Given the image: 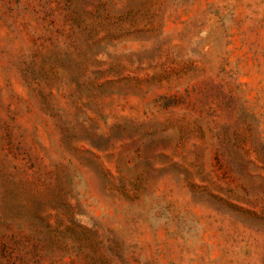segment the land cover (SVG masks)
Returning <instances> with one entry per match:
<instances>
[{
  "label": "rangeland",
  "instance_id": "rangeland-1",
  "mask_svg": "<svg viewBox=\"0 0 264 264\" xmlns=\"http://www.w3.org/2000/svg\"><path fill=\"white\" fill-rule=\"evenodd\" d=\"M0 264H264V0H0Z\"/></svg>",
  "mask_w": 264,
  "mask_h": 264
}]
</instances>
